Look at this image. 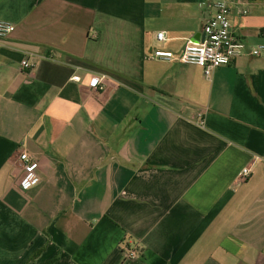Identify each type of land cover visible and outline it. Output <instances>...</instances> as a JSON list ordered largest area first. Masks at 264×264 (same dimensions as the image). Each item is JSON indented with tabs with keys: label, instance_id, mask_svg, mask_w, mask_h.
I'll list each match as a JSON object with an SVG mask.
<instances>
[{
	"label": "crops",
	"instance_id": "crops-1",
	"mask_svg": "<svg viewBox=\"0 0 264 264\" xmlns=\"http://www.w3.org/2000/svg\"><path fill=\"white\" fill-rule=\"evenodd\" d=\"M226 1L264 46V0ZM209 2L0 0V264H264V50L209 78L147 59L198 41Z\"/></svg>",
	"mask_w": 264,
	"mask_h": 264
},
{
	"label": "built area",
	"instance_id": "built-area-1",
	"mask_svg": "<svg viewBox=\"0 0 264 264\" xmlns=\"http://www.w3.org/2000/svg\"><path fill=\"white\" fill-rule=\"evenodd\" d=\"M208 6L210 14L204 23L203 31L198 41L189 39L179 53L157 46L147 59L195 65L200 67L204 75L209 78L214 70L234 64L243 55L257 57L261 54L264 46L249 47L247 42L235 33L230 19L231 11L226 0H210ZM15 29L12 23L0 21V39L7 38ZM156 39L159 43H162L167 38L164 32H160L156 35ZM22 66L29 68L30 64L28 61H24ZM107 79L108 76L105 74L94 75L90 78L89 87L94 92H104ZM73 80L80 82L81 77L75 76ZM198 124L202 127L205 126L203 114L198 116ZM258 159L264 161V157ZM20 161L23 173L20 186L22 189L28 190L40 182L39 163L31 158L27 152L20 154ZM252 172L251 167L243 169L242 179L247 180ZM136 256L137 254L134 251L128 253V257Z\"/></svg>",
	"mask_w": 264,
	"mask_h": 264
},
{
	"label": "trees",
	"instance_id": "trees-1",
	"mask_svg": "<svg viewBox=\"0 0 264 264\" xmlns=\"http://www.w3.org/2000/svg\"><path fill=\"white\" fill-rule=\"evenodd\" d=\"M58 258L52 259L49 262H47L46 264H55L57 262Z\"/></svg>",
	"mask_w": 264,
	"mask_h": 264
}]
</instances>
